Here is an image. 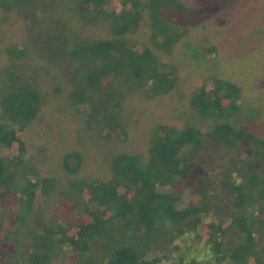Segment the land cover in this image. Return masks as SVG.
Returning <instances> with one entry per match:
<instances>
[{"label":"trees","instance_id":"trees-1","mask_svg":"<svg viewBox=\"0 0 264 264\" xmlns=\"http://www.w3.org/2000/svg\"><path fill=\"white\" fill-rule=\"evenodd\" d=\"M27 1L0 0V21ZM70 1L84 22L109 25V36L71 46L76 81L69 95L77 111L102 123L108 141L128 137L122 85L139 98L166 95L178 75L159 52L173 51L211 19L225 22L222 0ZM145 21L151 43L133 44L130 34ZM23 38L6 46L0 63V206L15 220L21 264H161L165 246L180 249V239L194 247V257L178 264H264V130L252 125V108L243 111L244 123L224 120L238 115L244 101L243 87L224 76L205 79L189 97L192 109L224 121L210 129L156 124L146 155L115 154L108 179L74 178L47 220L38 193L51 191L56 178L42 174L26 140L43 105L36 82L44 77L22 69L36 50L35 40ZM212 52L210 43L194 50L205 57ZM82 162L72 151L63 165L75 174Z\"/></svg>","mask_w":264,"mask_h":264},{"label":"rangeland","instance_id":"rangeland-1","mask_svg":"<svg viewBox=\"0 0 264 264\" xmlns=\"http://www.w3.org/2000/svg\"><path fill=\"white\" fill-rule=\"evenodd\" d=\"M185 1L195 3V0ZM220 14L225 17L223 24L211 19L192 28L173 51L159 52L161 61L178 75V82L169 93L152 99L139 98L136 90L122 85L125 93L122 116L128 137L118 141L106 140L102 123L88 118L85 109L77 111L69 99L76 81L71 46L84 37L109 36L108 23L84 22L70 0H29L16 11L2 14L0 63L7 59L4 53L7 45L29 37L36 42L33 41L35 56L32 54V61L26 59V67L22 69L28 76L44 77L36 82L41 89L43 105L39 116L28 126L26 140L42 174L56 178L51 191L39 189L38 193L37 206L47 220L54 215L61 191L74 178L108 179L115 154L125 151L146 155L149 138L158 123L210 129L224 120L244 123L243 111L252 108L256 111L252 125L264 130V0H222ZM130 37L133 44H150L146 21ZM207 43L213 46L212 55L197 56L194 50L202 49ZM213 76L233 79L243 87L244 101L238 115L223 120L201 115L191 108L189 97L192 91L205 79L211 81ZM117 82L121 83L119 79ZM55 86H59L58 93H55ZM72 151H79L83 158L82 167L75 174L68 172L63 165L64 156ZM222 209L218 210L223 215ZM16 229L15 220H10L7 209L0 206V264L22 262L24 247L13 232ZM117 238L126 240L127 236ZM112 241L116 242L114 235H110L109 242ZM178 241L180 249L165 246L167 257L161 264H178L181 258L194 257V247L189 241Z\"/></svg>","mask_w":264,"mask_h":264}]
</instances>
